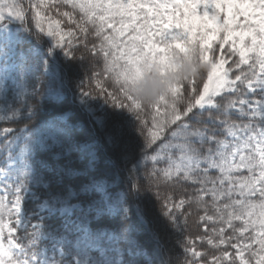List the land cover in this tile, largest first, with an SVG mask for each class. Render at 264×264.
<instances>
[{"label": "snow or ice", "instance_id": "1", "mask_svg": "<svg viewBox=\"0 0 264 264\" xmlns=\"http://www.w3.org/2000/svg\"><path fill=\"white\" fill-rule=\"evenodd\" d=\"M208 31L221 84L152 106L126 87L145 49ZM261 41L264 0H0V264L30 240L59 264H264Z\"/></svg>", "mask_w": 264, "mask_h": 264}, {"label": "trees", "instance_id": "2", "mask_svg": "<svg viewBox=\"0 0 264 264\" xmlns=\"http://www.w3.org/2000/svg\"><path fill=\"white\" fill-rule=\"evenodd\" d=\"M214 33L213 32H205L204 34H201L199 36H193L189 38L188 40L183 41L182 48L180 50H173L171 53V57L173 60V63L175 67L173 68V72L171 74H167L166 69H158L157 66L162 65L164 61H157L155 58L156 53H154L151 49H145V51L137 57L136 63L133 65V72L130 76H127V84L126 87L129 88V90L133 93H138L140 91V85L145 79H160V82L166 85V91H164L162 94L158 95L151 103H143L142 100L138 95H134L138 101L142 102L145 105L152 106L154 102L158 100H164L165 96L169 97V99L177 98V93L180 91V88L183 84H189L191 85L194 81H200L204 79L205 74L207 75V78L209 77L212 69L214 66H210V61L208 60L207 56V47L210 46L211 41L213 40ZM197 41H199L197 45ZM246 53L241 54V56H244ZM79 55V54H78ZM176 65H179L177 67ZM101 64V68H102ZM162 72V74L160 73ZM207 80V79H206ZM204 80V84L206 82ZM43 91V89H42ZM46 107H48L46 105ZM59 109L56 110H50L47 111L43 119H52L58 114ZM207 115V114H206ZM74 120H82L84 121L83 128L77 130L78 136L82 141H89L91 139L89 132V124L85 117L79 116L77 114L73 117ZM23 127V124L21 125ZM17 135H20L17 133ZM25 139L30 137V133H24L23 134ZM133 139H135L133 137ZM174 143H179V141H175ZM133 147L136 152V160L139 162L141 160L140 156V149L133 144ZM5 145H0V152H3L5 150ZM152 153L149 154V157L142 161L141 168L144 169V165L147 164L148 170H151L153 167V164L150 162ZM158 160H164L166 156L168 155L167 149H161L158 152L155 153ZM79 164L80 162L77 161ZM156 167H163L164 165H155ZM9 169L6 168H0V174H4L8 172ZM162 193L164 192V188H161ZM122 196V194H121ZM149 199L155 201L152 199V197L149 195ZM178 202V198L177 201ZM154 204V203H153ZM181 210H177L179 212ZM130 219L133 222H137V216L135 208L130 209ZM183 220L184 217H181ZM193 219L195 217L189 218L187 220V228L186 232H191L194 235L196 234V227L195 224H193ZM17 239H22L21 236H18ZM37 243L36 241H27L26 244H22L19 246L21 249H24L26 251H29L30 248H32L31 244ZM38 244V243H37ZM196 247L198 250L203 251L204 248L207 247V245L201 246L199 241H197ZM24 251V254L28 255L29 252ZM164 264H168V261L165 260Z\"/></svg>", "mask_w": 264, "mask_h": 264}, {"label": "rangeland", "instance_id": "3", "mask_svg": "<svg viewBox=\"0 0 264 264\" xmlns=\"http://www.w3.org/2000/svg\"><path fill=\"white\" fill-rule=\"evenodd\" d=\"M57 19H59V17H56ZM66 20V18H65ZM183 42L176 44L174 49L173 48H169L163 52H157V50H153L151 49L154 53H156L155 58L157 61H164V63H162V65L157 66L158 69H166L167 74H171L173 72V68L175 67L172 57H171V53L173 52V50H180L182 48ZM260 47H264V41H261L260 43ZM241 54H244V50L241 48L239 49ZM177 67H179V65H176ZM223 71L222 65H215L209 75V77L207 78L205 84H204V91H207L209 84H212L213 86H218L219 84H221L223 82V77L221 75ZM162 74V72H160ZM203 96V92L201 93V97ZM8 179H15V173L13 171H9L8 172ZM27 174V173H26ZM2 180H0V183ZM153 203L155 204V201H153ZM159 207V206H158ZM17 216L20 220V223L17 224V227L22 228L23 225V220H24V212L23 210L20 213H17ZM19 246H17V248L15 249V251L13 252V256L15 258L14 260V264H59L58 261H53L51 259L52 254L45 248L42 247L41 250L37 251L36 253H34L29 259H24V258H17V253L19 251ZM198 250V248H197ZM61 255L63 254V250L61 249ZM201 251V250H198ZM145 257L147 258V251L144 252Z\"/></svg>", "mask_w": 264, "mask_h": 264}, {"label": "clouds", "instance_id": "4", "mask_svg": "<svg viewBox=\"0 0 264 264\" xmlns=\"http://www.w3.org/2000/svg\"><path fill=\"white\" fill-rule=\"evenodd\" d=\"M166 91V85L160 82V79H145L140 85V91L133 93L138 95L143 103H151L158 95Z\"/></svg>", "mask_w": 264, "mask_h": 264}]
</instances>
